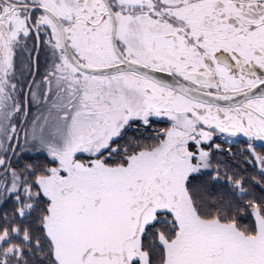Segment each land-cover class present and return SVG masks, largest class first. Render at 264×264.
<instances>
[{
    "label": "snow or ice",
    "instance_id": "obj_1",
    "mask_svg": "<svg viewBox=\"0 0 264 264\" xmlns=\"http://www.w3.org/2000/svg\"><path fill=\"white\" fill-rule=\"evenodd\" d=\"M258 146L264 0H0V264H264Z\"/></svg>",
    "mask_w": 264,
    "mask_h": 264
},
{
    "label": "flooded vegetation",
    "instance_id": "obj_2",
    "mask_svg": "<svg viewBox=\"0 0 264 264\" xmlns=\"http://www.w3.org/2000/svg\"><path fill=\"white\" fill-rule=\"evenodd\" d=\"M43 62H44V56L42 54V56H41L42 65H43ZM41 71H43V67L41 68ZM27 78H28V74L25 73V76L23 78H21V80H20V84L23 87L22 95H27L28 94V89H27V87L24 86L25 80ZM28 107H29V112H30V115L28 117V124H30L31 119L34 116L39 115L40 112L43 110V107L39 106V105H36V104H29ZM13 122L17 123L18 131L20 132V138L22 140L23 139V135H24V130L27 128L28 125H26L24 123V121L22 119H20L19 117H17L16 120H14ZM157 126L159 127V126H163V125L162 124H157ZM245 139L246 138H243V137L235 138L234 144L232 145V150L233 151H240L242 148H244L245 147V145H244V140ZM218 142L224 143L225 142V138L224 137H219L218 138ZM225 147H228V145L225 144ZM257 149H260L259 146L257 147Z\"/></svg>",
    "mask_w": 264,
    "mask_h": 264
},
{
    "label": "trees",
    "instance_id": "obj_3",
    "mask_svg": "<svg viewBox=\"0 0 264 264\" xmlns=\"http://www.w3.org/2000/svg\"><path fill=\"white\" fill-rule=\"evenodd\" d=\"M225 149H227V147H225ZM257 150L264 152V150H261V149H257ZM233 152H239V151H233ZM241 160H242V158L237 156V162H240ZM242 167L247 171V173H253L256 170L251 165H247V164H242ZM212 191L216 192L217 189H212ZM220 191H225V190L224 189H220Z\"/></svg>",
    "mask_w": 264,
    "mask_h": 264
}]
</instances>
